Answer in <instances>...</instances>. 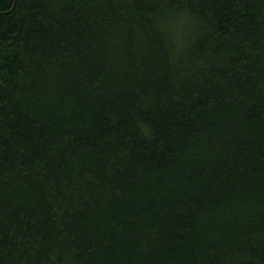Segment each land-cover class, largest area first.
<instances>
[{
  "label": "trees",
  "instance_id": "obj_1",
  "mask_svg": "<svg viewBox=\"0 0 264 264\" xmlns=\"http://www.w3.org/2000/svg\"><path fill=\"white\" fill-rule=\"evenodd\" d=\"M0 264H264V0H0Z\"/></svg>",
  "mask_w": 264,
  "mask_h": 264
}]
</instances>
